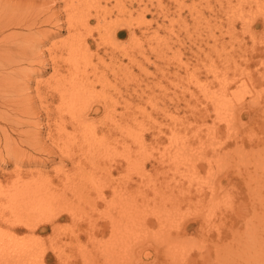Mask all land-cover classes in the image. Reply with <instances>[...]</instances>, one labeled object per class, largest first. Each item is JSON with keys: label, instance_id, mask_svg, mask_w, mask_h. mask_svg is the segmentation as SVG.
I'll return each instance as SVG.
<instances>
[{"label": "rangeland", "instance_id": "374dc122", "mask_svg": "<svg viewBox=\"0 0 264 264\" xmlns=\"http://www.w3.org/2000/svg\"><path fill=\"white\" fill-rule=\"evenodd\" d=\"M5 1L1 3L34 6L44 14L52 2ZM89 4L85 13L88 23L81 31L91 33V52L96 55H92L88 73L82 68L78 77L94 80L98 94L105 90L108 108L103 100H95L97 111L86 119L85 126L79 120L80 126L72 119L69 104L62 103L61 91L55 86L62 79L61 88L70 87L72 67L65 48L54 52L53 44L61 45L68 36L67 26L61 25L62 29L58 22L39 27L48 29V34L63 31L52 34L40 47V53L46 52L40 55L43 58L17 66L29 82L33 116L18 112L12 101L4 105L3 100L12 97L0 95V138L5 131L12 139L9 145L0 139V188L18 182L21 170L20 188L34 187L38 180L39 189L44 190L41 181H51L53 188L41 199L48 206L64 209L55 223L45 224L41 235L48 247L45 264H86L85 257L90 264H121L127 245L134 250L131 260L135 264H171L173 259L175 264L178 252L175 256L171 252L172 259L166 256L160 241L163 236L156 234L161 228L154 226V215L162 218V223H170L167 212L173 207H179L173 214L179 224L172 226V236L179 234L187 243L188 251L183 248L184 241L180 245L187 259L182 251L177 254L185 259L180 258L183 264H223L216 258L217 248L227 245L234 235L233 260L228 256L225 264H264V0H89ZM53 6L65 21L64 1L56 0ZM60 116L65 117L63 121ZM35 123L44 142L36 147L24 142ZM91 125L96 131L91 135L95 149L91 147L86 154L83 131H90ZM64 143L71 149V157L58 150ZM8 147L16 153L10 154ZM217 160L222 170H211L210 163ZM191 161L197 162L196 172L188 169ZM125 196L130 204L136 200L134 206L141 213L145 208V213L153 212L152 216L147 213V218L139 213L152 227L149 231L145 228L147 232L137 240L132 237L131 244L112 236L108 224L109 216H115L122 205L128 209ZM150 209H159L160 214ZM209 213H214L213 229L219 218L225 223L218 226L220 238L213 229L207 234L199 229L208 220L205 218L212 216ZM72 216L83 221L81 231ZM55 226L60 228L53 235ZM99 227L107 230L87 233ZM78 232L81 235L75 237ZM18 238L31 237L23 232ZM142 250L151 254L150 259H142ZM199 251L205 254L202 260ZM180 259L178 264H182Z\"/></svg>", "mask_w": 264, "mask_h": 264}, {"label": "bare ground", "instance_id": "6f19581e", "mask_svg": "<svg viewBox=\"0 0 264 264\" xmlns=\"http://www.w3.org/2000/svg\"><path fill=\"white\" fill-rule=\"evenodd\" d=\"M14 1H16V0H14ZM53 1L56 2V0H52L50 6L46 5L47 8H48L47 9L48 11L44 14L43 12H37V8H35L34 6H30L29 7V6H26V5H22V3H21V6H18L17 4L16 5H13V4L11 5L10 2L2 4L1 3L2 0H0V72L2 71L1 73H3L0 76V95H3L4 97H6L7 95H10L12 97V99L3 100V104L4 105L8 104V102L12 101L13 103H11V104H15L17 106L16 110L18 112H21L22 114H25V115H28V116H33V113H34L33 111H34L35 108L34 109H33V107L29 108V105L33 104L32 103L33 99L32 100L30 99V97L28 96V92H27L28 89H30L29 88V84H28L29 82L26 80V78H25L26 76H24L23 69H18L17 70V68L19 67L20 64H22V62L23 63L24 62L28 63V62L32 61L33 58L35 60V57H42L40 55H42L43 53H46V52H43V51L41 53L39 52L40 50H42L41 46L46 44L47 40L49 38H51L52 34L53 35H59V34H62V32H63L62 30H59V31L53 32L51 34H48V32H50V31H48V29L42 30V29L39 28L40 26H43L45 24H51L53 22H55L54 24L57 25V22H58L59 25H60V28H62L61 25L64 24V25L67 26L66 31L68 32V36H67V38L61 40V43H60L61 45H59L58 42L54 43L53 44V48H54L55 54L57 52L55 50H57V49L65 48L67 50L68 55H67L66 58H67L68 62L70 63L71 67H72V69L70 71L71 78L68 79L69 80V85L68 86H70L69 87L70 89L68 87H66V86L61 88V83L60 82H62V79H59L57 81V85L55 87H58L57 91H61V101H62V103H64L65 106H68V104H69V107H67V108H70V107L72 108V116L74 117L72 119L76 120V122L79 125H80V121L83 122V126H85L84 123H85L86 119L89 118L94 112L97 111L96 105L93 104V102H95V100L98 101L99 99L103 100L105 102V104H106V108H108L107 100L109 98V96L104 93L105 90H102L100 92V94H98V92L96 93L95 89H93L94 88V85H93L94 84L93 83L94 80H92V79L90 80L88 76L85 79L78 77V73L82 70V68L84 69L82 72H85V74L88 73L89 67L91 65H93V60L94 59H92V55H96L95 53L91 52L92 47H93V43L91 42L92 38L90 37L91 33L90 34L87 33V34L84 35V32L81 31L82 28L84 27V25H86L88 23V22H86V20L88 21L87 16H89V15L85 14L86 13V7H89V5L92 2L90 1L91 3L89 4V0H62V1H64L63 11H65V13H66V15H65L66 19H65V21H61L60 18H59L60 16L59 15L57 16L58 13L56 12L55 8H53L54 7L53 5L55 4V2H53ZM5 2H8V0L5 1ZM20 2L21 1H19V3ZM32 2L37 3V2H39V0H33ZM30 5H31V3H30ZM42 10L43 9H41V11ZM42 13L44 14V16L41 17L40 15ZM10 30H13V31L12 32H7V31H10ZM22 31H24V32H22ZM25 31H27V32H25ZM63 53L64 52H61V54H62L61 56H63ZM51 54H52V52H51ZM78 55H81L80 56L81 58L78 57L79 59H77ZM58 57H60V55ZM80 59H82V62L80 61ZM57 60L58 59H56V61ZM82 63L84 65H82ZM5 70H10V71L9 72H7V71L3 72ZM25 75H27V74H25ZM101 75H102V73H101ZM66 82L68 83V81H66ZM27 84H28V86H27ZM216 106H217V104H216ZM13 107H14V105H13ZM216 110H219V109H216ZM220 114H221V111H220ZM0 115L2 116L3 114H0ZM218 116H219V114H218ZM216 117H217V115H216ZM64 118L65 117H63V116L61 117L60 116V120L61 121H63ZM230 124H229V127H230ZM19 125L20 124H18V126ZM37 125H38V123H35L34 129L32 128V130L30 129L29 131H27V134L25 135L26 139H24V142L30 143L34 147L39 146V144L44 143L43 141H42V143L40 141V140H42V139H40L41 136H39V134H41V128L39 129V127H37ZM95 127L97 128V126H95ZM20 131H22V130H20ZM95 132L96 131L93 128V126H92V128H90V131H88V130L83 131V133L85 134L84 135L85 136L84 137V141H86L88 143V145L86 147L88 152H86V154L89 153V151H90V149L92 147V143L94 142V137H92V136H93V134H95ZM83 133H82V135H83ZM80 134H81V132H80ZM2 135H3V137H1V138H3L4 143L5 144L7 143L8 145L11 144V140H12L10 138L11 136L7 135V132H5V131L2 133ZM20 137H22V136H20ZM72 137H74V136H72ZM19 144H18V146H19ZM97 146H98V144H97ZM42 147L43 146H41V148ZM66 147H67V145H66V143H64L62 148H58V150L60 149L62 151V153L63 152L66 153L67 152L66 154L68 155V157H71V153H72V152L70 153L71 149L66 148ZM19 148H20V146H19ZM8 149H9V147H8ZM92 149H95V148L92 147ZM177 149L180 150L181 148L180 149L177 148ZM46 150H48V149H46ZM13 151L15 152V150H10V154ZM93 151H95V150H93ZM91 152H92V150H91ZM187 152H185V153H187ZM96 153H97V151H96ZM180 153H181V150H180ZM182 153H184V152H182ZM185 153H184V155H185ZM178 154H179V151H178ZM193 154L194 153L192 152V155ZM181 155H183V154H181ZM189 155L192 156L191 154L187 153V156H189ZM187 156L183 157V159L186 160V161L189 159ZM258 157H259V155H258ZM10 158H12V157L10 156ZM24 159H26V156H25ZM20 160H21V158H20ZM190 160H192V159H190ZM14 161L17 162V159L16 160L14 159ZM190 163H191L190 167H188L189 171L190 172L191 171L196 172L197 170L195 168L197 167V162L196 161H191ZM187 164H189V163H187ZM215 164L210 163V169L211 170H213L214 168L221 169L220 166H222V163H221L220 160H217V162ZM262 168L264 169V165H262ZM213 174L215 175V173H213ZM17 176L18 177L16 179L21 181V178H20L22 176V171L21 170L17 173ZM44 177H45V175H44ZM210 177H211V175H210ZM19 181L18 182L15 181L13 184H11L12 186L7 188V189L0 188V264H45L46 261H47V256H48V254H47V251H48L47 248L48 247L45 246V241L41 237V235H42V233L45 230V224L46 223H55L56 220H58L59 218L62 217V212L64 211V209L63 210L60 209L62 207L61 205L60 206L59 205H50V206H48V203L47 202H43V199H41V196L45 195V194H48L47 191H49L50 190L49 188L52 187L51 185L53 183L51 181H48V182H45L43 180L41 181V183L43 184V186L45 188L44 190H43V188L39 189V186H42V185L40 184V182L38 180H35V186L34 187H26V188L25 187L20 188V186L18 184ZM212 185L214 186V184H212ZM211 191H212V189H211ZM184 193H186V192H184ZM212 197L213 196H210L209 198L213 200L214 198H212ZM126 198L128 199V196L127 197L125 196V201H126ZM125 201L123 202L124 204H126ZM121 202H120V204H122ZM197 202L199 203V200ZM232 202L234 203V201H232ZM232 202H231V204H233ZM128 203H129L128 204L129 205L128 209H126L123 205L122 206L124 208H122V206L120 205L121 208H119L118 213L115 216H113V215L109 216L110 219H109V223L108 224H109V228H110V231L112 233V236H114L116 238H121L120 240L126 241L129 244H131L132 237L136 238V239H133V240H137V237H139V236H141L143 234V231H145V228L149 231L150 227H152L151 226L152 223L150 224V221H146L145 219H141L140 218V216H142L143 218L145 217V215L147 216V213H148V215L150 214L152 216V214L150 213L152 211L149 212L147 210L148 212L145 213L146 208H145V210L142 209V211L145 213L144 214V213H141L140 211L137 210V209H139V207L134 206L136 204V200H131V204H130V200L128 199ZM180 204H181V202L179 201L178 205L180 206ZM212 206H213V204H212ZM232 207H234V206L232 205ZM229 208H230V206H229ZM68 209H67V212H69L71 214L72 211L70 209L69 210ZM133 210L137 211V212L135 211L136 214L134 212L131 213V211H133ZM150 210L156 211L157 214H160V213H158L159 209H155V210L154 209H150ZM176 210H179V207L178 208H176V207L171 208V213H169V214H168L169 211L167 212V215H170V217H171L170 223L168 222L167 224H165L164 222L162 223V220H161L162 218H160L158 215H154V216H156L155 217L156 221L154 223V226L157 225V226H159L161 228V231L160 232H156V234H161V237L163 236L162 238H160V241L162 240L161 243L163 242L164 243V247H166V249H163V251H165L167 253L166 256H170L171 259H172V257L175 256V253H177V252H178L177 254L181 253L182 250H181V246L180 245L183 244V241H184V244L186 243V239L185 240L184 239H180V235L179 234L172 236L173 232H174L173 231L174 228L172 226H178L177 224H179V223H177L176 218L174 219V216H173V214H174V212ZM226 210H225V212H226ZM139 213L143 214V215L139 216ZM214 213H212V214H214ZM178 214H180V212ZM209 214H211V213H209ZM185 215L188 216L190 214L187 213ZM105 216H106V214H105ZM197 216H200V215H197ZM164 217H166V216H164ZM180 217H182V216H180ZM211 217H214V216L213 215L212 216L208 215V217L205 218V219H208V220H205L204 221L205 223L202 222L200 224V228L199 229L201 230V232L203 231L206 234H207V232L208 233L211 232L210 229H213V222L215 223V221L212 220ZM145 218H147V217H145ZM183 218H185V217H183ZM188 218H189V216H188ZM217 218H219V217H217ZM230 218H232V217H230ZM72 219H73V223L76 226V228L78 230H80L82 228L81 226L84 224L83 221H80V219H77L74 216H72ZM183 221H184V219H183ZM221 221H222V217L218 219V223L215 225L216 229H213L214 232L215 231L218 232L217 236L219 238L221 236L220 232H222V230H220V227H218V226H220V224H225V223H222ZM144 224H146V225L144 226ZM169 226L172 228V230H171V228H167ZM184 227H185V230L187 229L186 232H188L189 224L187 223V225L184 226ZM59 228H60L59 226H55L54 227L53 235L57 234ZM179 228L180 227H176L177 230ZM94 230H95V228H94ZM105 230H107V229H105V227H103L102 229L100 228V230H96L95 232L93 231V233H91L90 230L87 233L88 234H94V235H96L97 233L103 234ZM23 232H27L28 236H30L31 238H29L27 240H19L18 236L21 233H23ZM79 232L74 234L75 237H79V235H81L80 234L81 232L80 233ZM145 232H147V231H145ZM180 232L181 231L178 230V233H180ZM73 233H74V231H73ZM224 233H225V231H224ZM72 234H71V236H72ZM213 236L214 235H212V237ZM93 237H95V236H93ZM117 240L118 239H116V241ZM165 240L167 242H165ZM234 240H235V235H234V237L232 236L231 240H227V245L220 244L218 246V248H217V251H216L217 252V255H216L217 257L216 258H218V259L220 258V260H221V262H223V264H225V261H227L228 256H229V258H232L231 262L233 260V256H234L233 252H234V249H235L236 244H237L236 241L233 242ZM116 241H115V243H116ZM215 243H217V242H215ZM186 244H185V246L183 248H185L188 251V249L186 247L187 246ZM185 249H183V251L181 253L182 255L186 254L184 252ZM132 250L127 245L126 253L124 252L125 253L124 255H126V256H125L124 260H122L121 264H135L131 260L132 256L134 257V254H133ZM171 252L172 253L174 252V256H173V254ZM204 252H205V250H204ZM187 253L190 254L191 252L190 253L187 252ZM177 254H176L177 260H179L180 258L185 257V255H183V257L181 256L179 258ZM188 254H187V256H188ZM198 255L197 256L200 257L201 260L205 256V254H200V251H199ZM141 257H142V255H141ZM143 257L144 258H142V259L148 260V259H150L151 254L149 252H144L143 253ZM195 257H196V255H195ZM209 257L207 258V260L210 259ZM185 258L187 259V257H185ZM194 259L197 261V258H194ZM204 259H203V261H204ZM84 260H86V264H90V261L88 260V257H85ZM135 260H137V259H135ZM177 260H176L175 264L177 262H179ZM191 260L196 262L193 259H191ZM207 260L205 259L206 262H207ZM139 261H141V260H139ZM172 261L174 262V259ZM172 261H171V264H172ZM180 261H182V260L180 259ZM210 261H212V260H210ZM247 262H248V260H247ZM179 263H181V262H179ZM182 264H183V261H182Z\"/></svg>", "mask_w": 264, "mask_h": 264}]
</instances>
